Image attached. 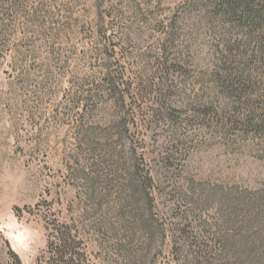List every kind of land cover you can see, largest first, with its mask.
Returning <instances> with one entry per match:
<instances>
[{
	"label": "rangeland",
	"instance_id": "rangeland-1",
	"mask_svg": "<svg viewBox=\"0 0 264 264\" xmlns=\"http://www.w3.org/2000/svg\"><path fill=\"white\" fill-rule=\"evenodd\" d=\"M181 1L0 0V264H8V243L22 264H36L50 219L75 225L89 264H244L239 252L224 253L206 232L219 230L224 193L247 202L264 189L259 139L222 134L196 119L205 107L188 101L174 106L176 127L157 123L147 95L143 102L128 98L133 103L122 136L112 129L110 139L100 134L94 140L99 148H79V92L99 85L108 70L122 87L146 79ZM208 30L184 35L185 41L181 36L172 54L188 57L190 43L199 56L188 64L193 97L217 42ZM96 98L89 123L103 133L121 115L115 118L106 95ZM143 169L157 180L146 213L153 230L130 205L127 190ZM245 211L238 227L248 218ZM254 215L248 216L260 231L264 214ZM187 225L191 237L206 235L216 257L197 256Z\"/></svg>",
	"mask_w": 264,
	"mask_h": 264
},
{
	"label": "trees",
	"instance_id": "trees-1",
	"mask_svg": "<svg viewBox=\"0 0 264 264\" xmlns=\"http://www.w3.org/2000/svg\"><path fill=\"white\" fill-rule=\"evenodd\" d=\"M11 3L10 9H13L14 2ZM202 27H208L209 33L217 42L212 47L206 70L201 73L202 85L199 94L193 97L189 90L188 64L195 62L199 56L193 52L190 43L185 46L191 53L188 57L182 55L181 51H177L178 55L175 57L172 54L176 53V42L181 36L185 41L184 35L198 33ZM161 53L156 59V66L146 79L140 78L132 85L122 87L116 72L109 71L107 66L108 71L99 85L79 92V104L82 106L77 117L79 148L84 143L91 144L94 149L99 148L94 140L100 134L110 139L112 129L117 130L120 135L123 134V130L127 128L124 121L129 116L133 103L128 102V98L133 97L143 102L149 96L156 107L152 109L151 117L157 123L169 121L176 127L174 106L188 101L189 106L194 103L205 107L195 113L198 117L196 119L210 123V126L216 127L224 135L237 132L242 138L252 136L259 139L264 153V0H182L170 24L165 27ZM199 62L201 61L196 63ZM100 92L113 105L115 118L121 115L111 124V129L107 128L103 133L89 123L92 115L89 108ZM136 107L139 111L143 109L141 105ZM127 162L124 159L121 164L125 166ZM71 170L74 173L76 169L71 167ZM144 170L143 174L139 172L132 177V181L127 184V190L131 197L130 205L139 208L144 226L153 230V221L147 218L146 213L154 201L152 188L157 180L156 175ZM252 193L250 198L246 196L247 202L241 198L242 195L237 196L235 193L236 196L233 197L224 193L218 206L222 211V221L216 224L219 230L210 232L208 229L206 235L216 244H220L224 253L239 252L243 256L241 261L244 264H264V228L257 230L260 234L254 232V221L248 216L255 213L253 218H258L260 214H264V189ZM95 206L99 208L103 203L98 202ZM244 210L248 218L243 226L238 227L236 218ZM91 226L98 227L96 223ZM188 226L183 230L186 238H192L191 244L198 248L197 256H214L206 235L191 237L187 231ZM223 227L230 229V233L222 235ZM48 230L47 247L37 257L36 264H89L84 240L75 225L50 219ZM256 240L260 241L258 245L254 244ZM7 246L8 264H22L20 256L9 243ZM228 264L239 263L236 261Z\"/></svg>",
	"mask_w": 264,
	"mask_h": 264
}]
</instances>
